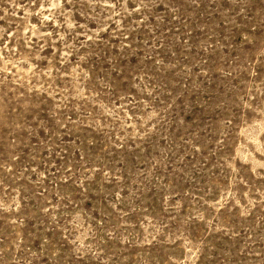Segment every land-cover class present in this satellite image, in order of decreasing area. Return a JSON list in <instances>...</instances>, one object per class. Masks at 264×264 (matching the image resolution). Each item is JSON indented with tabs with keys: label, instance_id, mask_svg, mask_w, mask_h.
<instances>
[{
	"label": "rangeland",
	"instance_id": "1",
	"mask_svg": "<svg viewBox=\"0 0 264 264\" xmlns=\"http://www.w3.org/2000/svg\"><path fill=\"white\" fill-rule=\"evenodd\" d=\"M0 264H264V0H0Z\"/></svg>",
	"mask_w": 264,
	"mask_h": 264
}]
</instances>
